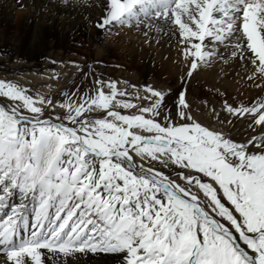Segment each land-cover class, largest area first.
<instances>
[{"label": "snow or ice", "instance_id": "snow-or-ice-1", "mask_svg": "<svg viewBox=\"0 0 264 264\" xmlns=\"http://www.w3.org/2000/svg\"><path fill=\"white\" fill-rule=\"evenodd\" d=\"M133 23L171 27L186 77L231 57L264 87V0H106L97 27ZM142 87L134 103L97 79L56 104L0 79V264H43L42 250L53 264L98 251L121 264H264V96L223 105L258 126L238 142L197 122L183 90L173 113ZM48 106L64 111L45 118ZM15 190L24 199L9 206Z\"/></svg>", "mask_w": 264, "mask_h": 264}, {"label": "bare ground", "instance_id": "bare-ground-1", "mask_svg": "<svg viewBox=\"0 0 264 264\" xmlns=\"http://www.w3.org/2000/svg\"><path fill=\"white\" fill-rule=\"evenodd\" d=\"M105 8L106 0H0V54H2L0 56V75L8 73L4 76L5 78H0L18 83L22 87L38 85L36 90H29L28 94L50 96L53 88H48L47 85L52 81L53 73L49 72V69H62V65L58 61H61L65 54V48L70 47L73 39L79 40L82 36L88 37L92 41L91 46L95 47L102 40L101 31L115 27V24L103 29L97 27V22L105 14ZM91 22L96 23L95 28L90 25ZM129 26L135 28L139 36L136 34L130 37L131 33H126L121 28H114L119 35L114 40L112 38V42L116 43V47L123 51L119 54L122 62L130 63L136 72V75L135 72L133 73L135 77L130 79L133 85L138 86L136 89L140 90V95L145 94L142 87L144 82L140 81L138 74L145 77L144 81L148 77L152 78V82L148 83L163 93L169 86V82H179L181 77L183 80L182 75L187 71L185 69L186 64L181 56L177 36L173 35L171 27L147 28L143 24L136 23ZM143 39L148 43L144 44ZM2 46H7V49H2ZM102 46L103 48L101 47L97 56L106 60L111 44L106 42ZM222 48L224 49V46L220 45L223 52ZM102 53L104 55H101ZM211 62L212 65L216 63L215 70H196L200 77H194L193 75L196 73L194 71L191 78L188 77L183 80L182 89L186 90L190 85L195 84L192 78H199V81H204L202 87H195L192 95L204 99L207 104L215 102L213 105L218 106V100L222 97L225 99L240 97L243 89L246 88H251L254 94H258L264 88L257 87L261 83L260 80L252 81L247 78L252 66L238 58L226 57L221 59L216 57ZM38 69H40L39 71L48 69V71L40 76L31 73ZM240 78H242V83H240ZM107 81L110 80L107 79ZM199 81L196 82L199 83ZM132 86L126 82H120V89L129 88L126 92L133 94V102L141 103V101L134 99L136 89ZM182 89L176 87V94L171 93L168 98L175 99ZM105 91H107V87H105ZM5 102H7L6 98L0 97V105H4ZM197 108L206 110L197 102L192 103V110ZM58 110L61 111L60 108ZM217 110L220 109L217 108ZM211 116L210 111H205L202 117H198L197 120L209 125ZM243 123L247 124L242 120ZM255 134L258 135L259 133ZM136 159L139 163V159ZM154 163L155 161L152 162L153 166H155ZM175 169L180 170L179 168ZM23 199L24 197L19 190H15L7 203L9 206L19 204ZM33 203L29 197V215H31ZM6 210L10 212L11 209L8 207ZM3 215L4 212L0 211V216ZM47 256L46 250H42L43 264H53V261ZM122 259L123 256L119 253L99 251L96 253L89 252L86 255L77 253L74 258L71 256L67 258V264H121Z\"/></svg>", "mask_w": 264, "mask_h": 264}, {"label": "rangeland", "instance_id": "rangeland-1", "mask_svg": "<svg viewBox=\"0 0 264 264\" xmlns=\"http://www.w3.org/2000/svg\"><path fill=\"white\" fill-rule=\"evenodd\" d=\"M90 25H92L95 28L96 23L91 22ZM114 28H121L122 31H125L126 33L128 32L131 33L130 37H133L136 34H138L139 36V33L136 32L137 30L135 28H130L128 24H123V25L115 24ZM114 28L110 27V28H106V30H102L101 31L102 40H100L96 44L97 46L95 47L91 46L92 41L89 40L88 37L82 36L80 37L81 39L79 40L73 39L71 43L72 45L70 44V47L65 48L64 56L62 57L61 61H58L59 63H61L62 69L61 70H56L54 68L49 69L50 70L49 72L53 73V76L51 79L52 81L47 86L48 88H53V92L51 94L49 93L53 103L58 104L59 102H63L66 98L65 94H68V98L76 99V95L74 94L79 93L82 95V94L89 92L90 90L94 88L95 81L97 79L104 80V81H107V79L110 81H117V87L119 89H120V82H126L130 86L133 85V82L131 81L130 78L135 77L133 76V73L135 71L130 66V63L122 62V60L119 57V54L122 53L123 51L119 50L116 47V43L112 42V38L114 40V38L118 37L119 35L118 31H116ZM142 41L144 42V44L148 43L144 39ZM106 42L111 44V49L108 54V58L105 60V59L98 58L97 54L101 50V47L103 48L102 45L105 44ZM2 47H3L2 49L4 50L7 49V46H2ZM65 51H68V52H65ZM101 55H104V53H102ZM0 56H2V54H0ZM55 62L57 61L55 60ZM212 64H213L212 62L206 63L204 65L201 64L198 70L200 69L201 70H205V69L215 70L216 63L214 65ZM185 69H187L186 66H185ZM39 70L40 69L33 71L31 73L40 76V75H44L48 71V69L47 70L44 69L42 71H39ZM38 72H41V73H38ZM186 72H184V74L182 75L183 80L188 78L185 76ZM197 72L198 71H196V73L192 75L194 77H200L197 74ZM27 73H30V72H27ZM6 75H8V73H6L5 75H0V77L3 78ZM121 75H123L124 77L123 76L120 77ZM135 75H136V72H135ZM138 78L140 79V81L144 82L143 85H150L148 82L150 83L152 82V78L148 77L144 81L145 77H142L139 74H138ZM192 79H194L193 81L195 84L190 85L188 89L186 90L182 89V86L184 84V83L182 84V82H184L182 80V77L179 80V82H175V81L169 82V86L164 92L165 95H164V100H163V103L165 104L167 109H171L173 113L175 112L177 97H175V99H169L168 97L171 93L176 94V87L181 88L185 92L187 103L191 106L192 116L195 118L197 122L201 123L203 126H206L208 128L211 127L210 129L215 128L223 133H226L232 139L238 142L243 141V139L248 138L251 135H256L255 133L257 132L259 133L258 126H256L255 128H251L250 127L251 121L245 119L244 117L237 118V117L230 116L226 112V110H224L223 105L225 104V102L231 105L250 104L251 102L255 101L258 97L264 96V88H262L258 92V94H254L251 88L243 89V93H241L242 95L240 97L236 96L231 99H225L224 97H222L218 100V106H216V105H213V103L215 102L207 104L204 99L198 96L196 97L192 95L193 89L195 87L201 88L202 83L204 82V81H199L198 80L199 78H192ZM240 80H241L240 83H242V78H240ZM196 81H199V83ZM24 88H26L28 91L33 90V89L36 90L38 88V85L32 86V87L31 86L24 87ZM136 88H138V86ZM127 89L129 88H125V87L122 88L123 91H126ZM195 102H197L198 105L205 107L206 110H203L202 108H197V109L192 110V103L194 104ZM5 104H7V102H5L4 105ZM215 106L219 108L220 110H217ZM58 108L60 107L57 106L56 109L53 111L51 109V106L46 107L44 114H43L44 117L47 118L51 115L54 118L56 115L64 111L61 108H60L61 111H59ZM213 109L215 110V112H213ZM205 111H210L212 113V116H211L212 118L210 119V122H209L210 127L206 123L200 120H197L198 117L199 118L202 117ZM122 112L123 114H131V110L122 111ZM242 120L247 122L248 125L246 123L242 124ZM154 164H155L154 167H156L160 171H163L166 175H169L170 178H173V179H175L177 177V174L181 171V169L176 170L175 168L172 169V167L165 169L161 165H159L157 162H155ZM177 182L183 183V181L181 182V180L179 179L177 180ZM225 203L227 206L228 202L225 201ZM241 244L243 246L242 242ZM248 251L250 252L251 250L249 249ZM71 258H74V257L71 256Z\"/></svg>", "mask_w": 264, "mask_h": 264}]
</instances>
